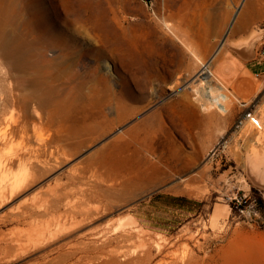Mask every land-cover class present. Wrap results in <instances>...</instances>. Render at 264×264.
Returning a JSON list of instances; mask_svg holds the SVG:
<instances>
[{
  "label": "rangeland",
  "instance_id": "1",
  "mask_svg": "<svg viewBox=\"0 0 264 264\" xmlns=\"http://www.w3.org/2000/svg\"><path fill=\"white\" fill-rule=\"evenodd\" d=\"M91 1L0 0V135L7 132L0 139V264H48L59 245L106 227L145 230L149 264H264V74L243 99L213 72V58L227 42L254 38L258 49L264 47V0H252L250 16L237 28L249 0ZM150 71L155 76L145 87ZM208 87L229 95L225 112L212 104ZM183 94L192 108L189 131L179 128L181 109L172 107ZM122 95L136 109L118 116ZM29 96L36 102L21 106ZM212 114L222 116L221 124L210 126ZM31 115L37 126L29 125L32 140H26L20 127ZM155 116L166 126L150 131L155 150L141 141L132 147L161 163L162 151L172 149L191 164L124 194H92L94 185H109L97 179L105 167L90 155ZM95 121L106 129L101 136L89 131ZM39 137L45 141L38 149ZM30 145L37 155L20 160ZM133 172L118 178L116 187ZM159 195L190 202L174 206ZM52 198L59 204L51 205ZM68 206L89 207L92 215L52 240L17 245L28 221L55 225L69 217ZM32 210L47 216L39 219ZM131 240L138 245L143 238ZM83 258L73 264H93Z\"/></svg>",
  "mask_w": 264,
  "mask_h": 264
},
{
  "label": "bare ground",
  "instance_id": "2",
  "mask_svg": "<svg viewBox=\"0 0 264 264\" xmlns=\"http://www.w3.org/2000/svg\"><path fill=\"white\" fill-rule=\"evenodd\" d=\"M252 2H253L252 0H249L248 5H246L244 7V9L242 10L241 13L239 12L240 15L238 17V22H237L236 28L239 27L240 24L243 21L247 20V18L250 16V14L248 12V8H249V6H253ZM88 3H90V2H88ZM92 4H93V2H92ZM76 15H78V14H76ZM86 19H88V18H86ZM85 21H86V23H88L87 20H85ZM185 35H186V39L187 38L189 39V34L185 33ZM204 38L205 37H202V39H204ZM193 43L196 44V42H194V41H193ZM210 73L212 74V72H210ZM145 76L147 78L145 81V87H147L150 77L155 76V71L146 72ZM209 76H210V74H209ZM144 89H146V88H144ZM92 91H91V93H92ZM96 91L99 92L98 89H96ZM109 91L111 93V90H109ZM94 93H96V92H94ZM207 95L212 97L211 98L213 100L212 104L216 105L222 112H225L227 110L226 101L229 99V95L227 93L219 92L218 94H214L212 88L208 87ZM32 96H34V95H32ZM94 96H96V95H94ZM108 96H109V94H108ZM110 96H112V95H110ZM29 97H31V96H29ZM97 97H99V95ZM134 97H135V95H132V97H130V98H134ZM128 98L129 97L125 96V95H122V96H119L116 98V103L118 106V113H117L118 116H122L124 114H129V113H132L135 111L136 108L130 107V105L127 104ZM17 99H19V98H17ZM38 100H40V99H38ZM100 100H101V98H100ZM104 100H102V101H104ZM31 101L36 102V99L34 97H31L30 99L22 100V104L21 103H19V104L22 106L23 102H24V104H29V102H31ZM114 101H115V99H114ZM15 102L18 103L17 101H15ZM14 105H16V104H14ZM203 105H205L204 102H203ZM23 106L26 107V105H23ZM104 106H105V104H104ZM34 107H35V105H34ZM172 107L181 109V115H179V117H181V119H180V123H178L179 128L183 131H187V130L189 131L190 125L188 123V120H189L188 114L190 112H191L190 114H192V108H191L190 99L188 98L187 94H183V96L180 99H177V101L172 104ZM1 114H2V112H1ZM107 114H105V115H107ZM29 115H30V113H29ZM105 115H104V117H105ZM31 117H32V115H31ZM195 117H196V115H195ZM203 117H206V116H203ZM35 118L36 117H32V119L30 120L31 122L30 121L25 122L20 127L21 137H23L26 140H32V134L30 132L31 126H29V125L32 123V126H33L32 128L35 127V125H36V119ZM177 118L178 117H176V116L172 118L175 125H176L175 121L177 120ZM209 118H210V120H209L210 126L219 125V124H221V121L223 120L222 116H220L219 114H217V115L212 114L209 116ZM28 119H30V118H28ZM196 120H197V117H196ZM104 122L105 121H103V123ZM98 126H99V121L98 122L95 121L92 125H90L89 131L92 128V131L94 130L98 134V136H101L104 132H106V129L105 128L100 129V128H98ZM157 126H159L161 128L166 127L163 120L161 119V116H155L154 118H151V117L145 118L141 121L139 127L132 130V132L129 135H126L125 132L118 134L116 137L113 138V140L102 145L99 149H97L96 151H94L90 155V157L95 160V163H96V161H98L103 167H105L104 174H101L98 176L96 175L97 179H99L100 181L106 182L107 185H109L108 187H103L100 184H98L96 186L94 185V187L92 189H90V191H92L91 192L92 194L110 193L113 191L119 192V194L120 193L124 194V192H128L129 190H131L132 187H135V188L143 187V186L146 187L150 183H158L161 180L167 178L173 170L185 169L191 164V160L188 156H186V155L183 156L182 153L177 154L172 149L164 151V152L162 151V163H161L160 159H159V161H153L150 157L145 155L142 151L144 148L142 149V148H139L140 146L137 147L135 145L132 147L133 142L137 143L138 141H141V143H145V145L151 146V148L153 150H155V145H152V144H155L154 138L150 136V131H152V130L156 131ZM4 130H5V128H4ZM205 131L206 130H204L202 132V134H204ZM6 133L7 132L3 133V130H2L3 135L2 136L0 135V139L2 138V140H3L7 136ZM76 133H77V131H73L72 135H74V134L76 135ZM43 139L40 138V141L37 140V144H38L37 148L38 149H39V145H42V144L44 145L45 140H43ZM29 147H30V149H28V156L17 155L20 160L24 158V159L31 161L30 160L31 157L37 155L35 153V151L37 150L36 147H34L33 145H30ZM142 147H143V145H142ZM135 158H137L139 161H141L140 164L139 163L133 164L132 161H134ZM163 160H164V162H163ZM254 162H256V161H254ZM39 164H41V163H39ZM32 166H33V164H32ZM32 171H36V170H34V168H33ZM129 171L130 172L134 171L133 173L136 172L135 176L134 177L129 176L127 179L124 180V182H122L120 184V187H116V181L118 180V178H121L122 176L125 175V172L128 173ZM34 174H36V172L30 173V177L32 175L37 176V174L36 175H34ZM28 176H29V174H28ZM33 176H32V179H34ZM56 187L57 186L54 185V186H52V189L55 190ZM58 188H59V186H58ZM84 190H86V189H84ZM62 191H63V189H62ZM56 195H58V194H56ZM61 198H62V196H61ZM59 200L60 199L57 200V198H52V199H50L49 203L51 205H58ZM46 204H48V203H46ZM71 205L72 204H70V206ZM73 206H76V205L74 204ZM28 207L29 206L26 205V208H28ZM56 208H58V207H49V205H48V210H55ZM22 210L26 211L25 207ZM67 210H68L67 215H69V217L67 216V219L65 218L66 220H64L63 222L59 221V222L55 223V225H51V224L47 223L48 227H47V225L41 224V223H43V221H41V223H35L33 221H31L29 223L28 220L32 219V218H28V220H26V221H28L29 226L27 225V227L25 229L26 233L24 232V234H26V236H25V238L24 237L22 238L20 236L23 239V241L20 239L21 241L18 242L17 245L19 244L18 245L19 247L24 248V246L27 245L26 241L30 242L32 240V242H36V240H39L40 238H44L45 236L48 237V240L49 239L52 240V237L55 238V236L57 235L58 232H61L62 230L64 231L67 228H75V227L79 226L83 221H85L86 219H88L92 215V209L89 207H70L69 208V206H68ZM32 211H34V210H32ZM26 212H28V210ZM32 213H30V214H32ZM38 213H40V212H38ZM38 213H36V214H38ZM30 214H28V215H30ZM41 214L42 213H40V215L38 214L39 219H40ZM45 214L46 213H44V215ZM44 215H42V216L44 217ZM33 216L36 217L37 215L36 216L32 215V217ZM38 216L36 217V219L38 218ZM45 216H47V215H45ZM26 217H28V216H26ZM110 233H113L114 235H111ZM89 234L91 236L89 235L90 237L87 240L86 239H76V240H70L68 242L66 241V243H64V244L60 243L61 245H59L58 248L56 247L58 254L56 253L55 256L53 255L54 256V257L52 256L53 258L50 257L51 259L48 260V262H49L48 264H59V263L65 264L67 260L70 261V264H73L77 260H78L77 262H81L82 260L79 261V259H82L83 257H87V259L89 258V260L92 261L93 264H149V262L152 259L153 255H152L151 247L149 245H147V241H146L148 239V237H146V235L148 233L145 232V230L143 231L140 228L125 229L123 231H118V230L112 231L111 227H106V228H102V229L91 230V231H89ZM135 236H137V237L139 236V237L143 238V240H142L143 242L140 241L141 244L138 243L139 246L137 244L134 245L135 241L131 240ZM24 239H26V240H24ZM17 240L18 239H16V241ZM33 240H35V241H33ZM17 245H15V246H17ZM135 253H136V255H135ZM83 260H84V258H83ZM67 264H69V263H67Z\"/></svg>",
  "mask_w": 264,
  "mask_h": 264
},
{
  "label": "crops",
  "instance_id": "3",
  "mask_svg": "<svg viewBox=\"0 0 264 264\" xmlns=\"http://www.w3.org/2000/svg\"><path fill=\"white\" fill-rule=\"evenodd\" d=\"M254 48L252 57L243 58L228 48L223 50L221 46L213 58L215 75L243 99L255 93L257 79L264 74V59L257 56V45Z\"/></svg>",
  "mask_w": 264,
  "mask_h": 264
},
{
  "label": "water",
  "instance_id": "4",
  "mask_svg": "<svg viewBox=\"0 0 264 264\" xmlns=\"http://www.w3.org/2000/svg\"><path fill=\"white\" fill-rule=\"evenodd\" d=\"M256 44V39L250 38L248 40L244 41H238V42H227L226 45L228 49L233 51L234 53L238 54L239 56L243 58H249L254 55V47Z\"/></svg>",
  "mask_w": 264,
  "mask_h": 264
},
{
  "label": "trees",
  "instance_id": "5",
  "mask_svg": "<svg viewBox=\"0 0 264 264\" xmlns=\"http://www.w3.org/2000/svg\"><path fill=\"white\" fill-rule=\"evenodd\" d=\"M160 197L167 198V202L170 205L184 207L185 204L190 202V199L184 196H169V195H159Z\"/></svg>",
  "mask_w": 264,
  "mask_h": 264
},
{
  "label": "built area",
  "instance_id": "6",
  "mask_svg": "<svg viewBox=\"0 0 264 264\" xmlns=\"http://www.w3.org/2000/svg\"><path fill=\"white\" fill-rule=\"evenodd\" d=\"M257 56L259 58L264 59V47L258 49ZM248 116L253 120L254 123H256V124L259 123L258 119L252 116L251 111L248 112Z\"/></svg>",
  "mask_w": 264,
  "mask_h": 264
}]
</instances>
